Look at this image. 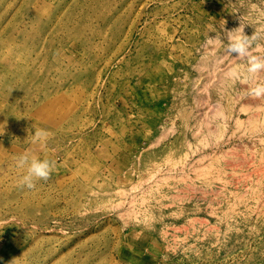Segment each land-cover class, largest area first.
Instances as JSON below:
<instances>
[{
  "label": "rangeland",
  "instance_id": "374dc122",
  "mask_svg": "<svg viewBox=\"0 0 264 264\" xmlns=\"http://www.w3.org/2000/svg\"><path fill=\"white\" fill-rule=\"evenodd\" d=\"M240 25L264 56V0H0V264H264Z\"/></svg>",
  "mask_w": 264,
  "mask_h": 264
},
{
  "label": "clouds",
  "instance_id": "9594fccd",
  "mask_svg": "<svg viewBox=\"0 0 264 264\" xmlns=\"http://www.w3.org/2000/svg\"><path fill=\"white\" fill-rule=\"evenodd\" d=\"M228 54L237 53L239 57L248 58L247 72L250 75L252 83L255 85L251 94L260 96L264 94V83H256V81L264 79L261 76L264 73V56H251L250 47L252 41L257 37L254 35L248 36L244 34V26L226 31ZM213 39H222V37H214ZM49 133L46 130H38L33 138L34 142L38 143L42 149H47ZM52 151H55L52 149ZM16 166L26 169L25 174L19 180L21 186L33 188L35 182L39 179H47L55 166V160L48 157L41 158L38 154L32 151L25 152L20 155L16 161Z\"/></svg>",
  "mask_w": 264,
  "mask_h": 264
}]
</instances>
